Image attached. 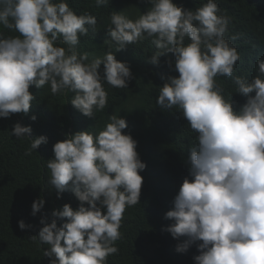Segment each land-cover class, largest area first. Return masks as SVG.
<instances>
[{
    "label": "clouds",
    "instance_id": "9594fccd",
    "mask_svg": "<svg viewBox=\"0 0 264 264\" xmlns=\"http://www.w3.org/2000/svg\"><path fill=\"white\" fill-rule=\"evenodd\" d=\"M109 0H95L96 6ZM151 8L136 20L113 12L104 43L116 51L144 39H152L159 50L148 60L158 64L166 53L174 56L178 76H169L160 88L156 105L179 109L197 145L186 161L191 180L185 178L165 218L164 230L181 240L175 247L186 252L197 244L195 264H264V59L256 61L258 75L251 81L236 76L235 92L247 97L234 111L216 87L218 75L231 77L240 55L225 39L228 19L218 15L215 0H207L195 11L172 0H150ZM95 16L77 15L65 0H0V25L19 35H0V117L29 112L35 97L29 87L50 85L52 94L74 93L71 105L86 117L107 107L103 83L127 88L133 78L126 62L108 51L103 58L89 60L75 46L89 27L95 31ZM86 25L88 27H86ZM67 49L56 46L58 38ZM190 42L185 44V39ZM236 37L233 36L232 39ZM171 67L172 62H168ZM103 65L101 73L100 66ZM254 93V95H250ZM33 121L36 117H30ZM95 136L87 131L67 135L53 145L54 157L47 161L48 181L57 192L71 190L80 206L63 205L52 210L51 222L30 238L46 244L50 264H106L118 252L121 220L127 207L139 203L146 168L136 151L137 142L123 133L126 120L113 114ZM30 126L16 123L12 135L28 138ZM25 155L45 136L30 139ZM87 205L85 207L84 205ZM44 205L33 201L32 215ZM67 218L60 227L57 219ZM21 230L31 228L18 221Z\"/></svg>",
    "mask_w": 264,
    "mask_h": 264
},
{
    "label": "trees",
    "instance_id": "16d2710c",
    "mask_svg": "<svg viewBox=\"0 0 264 264\" xmlns=\"http://www.w3.org/2000/svg\"><path fill=\"white\" fill-rule=\"evenodd\" d=\"M65 2L75 14L93 15L97 20L95 31L89 27L88 34L79 37L76 51L87 52L89 60L103 58L112 51L117 61L127 63L133 78L127 88H113L104 82L107 107L102 111L94 110L91 118L71 105L74 93L54 95L47 84L40 89L34 85L29 87L35 99L27 114L0 117V264H50V258L44 255L48 246L30 237L38 235L44 226L41 219L51 222L52 210H61L65 204L73 210L80 206L70 189L57 198L56 190L48 183L50 173L46 165L54 157L53 145L80 131L95 136L110 122L109 116L113 114L126 120L127 128L122 132L130 134L137 142L136 151L146 168L139 172L143 177L139 203L125 209L119 229L121 237L115 242L118 252L108 256L106 264H195L193 257L200 254L197 249L200 241L186 252L178 253L175 247L184 238L174 239L164 230L172 223L165 214L173 208L174 197L183 180H191L186 161L190 149L197 145L198 135L179 109L167 110L156 105L167 77L179 75L175 71L174 56L166 53L158 57V64L149 63V58L159 51L152 39L126 45L119 51L114 43L111 48L104 43L111 39L107 29L111 27L113 12L136 20L151 8L150 0H109L101 6H96L95 0ZM172 2L185 10L195 11L207 0ZM215 3L219 8L217 14L229 21L225 39L240 55L232 76L218 75L215 84L225 100L232 103L234 111H239L247 97L235 92L233 78L240 76L251 81L258 75L256 61L264 59V0H215ZM0 35L8 38L19 34L0 25ZM233 36L236 38L232 39ZM189 42L186 38L185 44ZM56 46L68 47L62 43V37L58 38ZM100 71L102 73L103 65ZM33 115L34 121L30 119ZM16 123L31 127V133L26 134L28 138H16L11 134ZM39 136H45L47 143L41 144L31 155H25L30 139ZM38 198L44 200V205L33 216L31 205ZM21 220L31 228L21 230L18 227ZM65 222L67 218L57 219V226Z\"/></svg>",
    "mask_w": 264,
    "mask_h": 264
}]
</instances>
